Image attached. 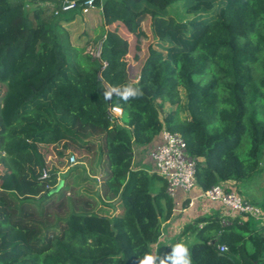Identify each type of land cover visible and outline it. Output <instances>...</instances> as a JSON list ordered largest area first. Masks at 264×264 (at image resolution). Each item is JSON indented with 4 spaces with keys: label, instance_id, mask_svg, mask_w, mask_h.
<instances>
[{
    "label": "trees",
    "instance_id": "trees-1",
    "mask_svg": "<svg viewBox=\"0 0 264 264\" xmlns=\"http://www.w3.org/2000/svg\"><path fill=\"white\" fill-rule=\"evenodd\" d=\"M64 1L26 9L0 0V38L12 37L0 58V153L7 163L0 264H140L153 256L174 202L159 177L133 168L135 146L153 148L163 129L180 134L197 160L202 192L222 184L240 195L236 182L261 171L264 0H96L99 61L87 59L82 69L71 60L84 48L71 45L65 27L81 12L61 11ZM145 17L154 45L132 83L130 43L118 30L137 36ZM123 86L142 95L105 98ZM165 104L175 109L161 120ZM112 106L122 109L118 121L108 114ZM69 154L78 161L72 167ZM42 169L48 178L40 179ZM155 178L163 183L157 192ZM189 230L196 232L185 244L192 264H264V233L251 219L221 225L200 217L183 232ZM13 232L23 242L6 247Z\"/></svg>",
    "mask_w": 264,
    "mask_h": 264
},
{
    "label": "built area",
    "instance_id": "built-area-1",
    "mask_svg": "<svg viewBox=\"0 0 264 264\" xmlns=\"http://www.w3.org/2000/svg\"><path fill=\"white\" fill-rule=\"evenodd\" d=\"M25 8L30 4H36L40 0H22ZM96 0H83L78 3L75 0L64 1L61 4V11L67 12L76 8L80 9L81 15H86L94 10ZM99 56V47L97 49ZM108 114L113 121L120 120L122 109L119 106H112ZM150 159L154 165V173L159 177L165 186L166 195L174 200L178 190L189 193L197 185L196 183V162L186 149L184 139L180 134L163 129L160 133L157 144L150 151ZM67 164L74 166L77 162L75 156L68 155ZM40 179L48 178V172L42 169ZM202 196L211 202L220 203L229 214H236L244 219H251L261 224L264 228V210L244 200L234 191H226L222 184H217L202 192ZM175 207L179 204L174 202ZM228 220L222 219L221 225L228 224ZM230 223V222H229ZM220 252L227 251L225 246L218 247Z\"/></svg>",
    "mask_w": 264,
    "mask_h": 264
},
{
    "label": "rangeland",
    "instance_id": "rangeland-1",
    "mask_svg": "<svg viewBox=\"0 0 264 264\" xmlns=\"http://www.w3.org/2000/svg\"><path fill=\"white\" fill-rule=\"evenodd\" d=\"M22 2H23L22 0H9V3L13 5H17ZM31 7L32 4L28 6V8ZM95 9H96L95 11L94 10L90 11V12H94L90 16H87V14L82 15L85 16L84 19L77 20L76 22L70 25H65L67 31L69 32L71 45L76 48H84V52L80 53L79 55L73 54L74 58L71 60V62H73V65H75L76 63L81 69H82L81 67L82 64L88 63L87 59H90L91 61H99V56H97V49L99 47V42L96 44L95 41L101 35L102 23L100 17V9L98 8ZM22 10H24L23 7ZM112 28L113 27H110L109 29ZM150 28H151L150 19L149 17H145L144 20L141 22L140 34L137 36H135L134 34H130L122 26L118 30L119 33L124 38L128 39L130 43L129 53L125 59L127 64L128 77L130 81H133L137 78L140 66L142 65L145 57L147 56V48L149 45L153 43L154 38L150 32L151 30ZM11 39L12 37L10 35L3 36L0 38V58L8 50L7 45L11 41ZM256 68L257 67H255V69ZM83 70L85 72H91L92 68H87ZM174 109H175L174 106L165 104L160 110V119L162 120V118H164V115H166L167 113H169ZM238 153L241 154V151H239ZM263 165H264V158L261 157L260 166H259L261 168V171L259 170L257 174H255L254 176H252V178L246 181L236 182V186L240 193V196L249 202L253 201L258 204L260 201L264 202V170H262ZM6 167H7L6 158L3 154L0 153V175H2ZM146 168H150V165L148 164ZM66 169L67 168L65 167L63 171L65 172ZM160 183H161L160 180L155 178L152 182L151 190L153 192H157V190H159L160 188L159 187ZM194 232L195 230H192L191 232L193 236H194ZM13 242L22 243L23 236L18 232H13L6 242V247ZM190 243H192L191 240L185 242V244H190Z\"/></svg>",
    "mask_w": 264,
    "mask_h": 264
},
{
    "label": "crops",
    "instance_id": "crops-1",
    "mask_svg": "<svg viewBox=\"0 0 264 264\" xmlns=\"http://www.w3.org/2000/svg\"><path fill=\"white\" fill-rule=\"evenodd\" d=\"M95 10L96 9H94V11ZM93 13L94 12H89L87 16H90ZM84 18L85 16L82 15L78 16L75 18L74 21L70 22L67 25H70L76 22L77 20ZM136 79L131 82L135 83ZM150 148H151L150 145L134 147L133 168L144 169L149 174L153 172L154 165L150 159V151L152 150V148L151 149ZM148 164L150 165V168H146ZM230 185H235V183H231ZM162 186L163 183L159 185V187ZM173 202L178 203L179 206L175 207L174 205L173 214L171 218L167 221H162L161 236L159 237L158 241L152 246L153 256L158 257V260L162 258L164 252L166 251V248L170 244L174 242L185 244L186 241L191 240L193 242L196 240L195 237L196 232H194V236H193L191 230L187 232H183V229L200 217L217 219L219 224H221L220 222L222 221V219L228 220L230 222V223L228 222V224H231L235 220L238 223H243L247 221V219L239 217L236 214H229V212L226 211V209L220 203L211 202L206 198H204L202 196V190L198 185H196V187L189 193H184L178 190L176 192L175 199L173 200ZM250 203L261 208L264 202L260 201L258 204L252 201ZM201 226L202 224H199V227ZM252 228L262 229V232L264 233V228L261 226V224L253 220H252ZM208 234L211 237H215L214 232H209Z\"/></svg>",
    "mask_w": 264,
    "mask_h": 264
},
{
    "label": "clouds",
    "instance_id": "clouds-1",
    "mask_svg": "<svg viewBox=\"0 0 264 264\" xmlns=\"http://www.w3.org/2000/svg\"><path fill=\"white\" fill-rule=\"evenodd\" d=\"M115 94L124 101L139 98L142 92L132 86L114 87L105 92V98L110 99ZM158 257L146 255L140 264H157ZM159 264H192V256L189 248L184 243H177L171 253L164 259H159Z\"/></svg>",
    "mask_w": 264,
    "mask_h": 264
},
{
    "label": "water",
    "instance_id": "water-1",
    "mask_svg": "<svg viewBox=\"0 0 264 264\" xmlns=\"http://www.w3.org/2000/svg\"><path fill=\"white\" fill-rule=\"evenodd\" d=\"M62 183L63 182L60 181V184L52 192H55V191L59 190L61 188Z\"/></svg>",
    "mask_w": 264,
    "mask_h": 264
}]
</instances>
